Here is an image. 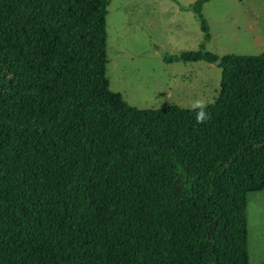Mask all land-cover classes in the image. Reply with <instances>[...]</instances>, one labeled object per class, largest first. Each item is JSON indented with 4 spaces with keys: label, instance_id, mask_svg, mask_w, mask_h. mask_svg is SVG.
<instances>
[{
    "label": "trees",
    "instance_id": "1",
    "mask_svg": "<svg viewBox=\"0 0 264 264\" xmlns=\"http://www.w3.org/2000/svg\"><path fill=\"white\" fill-rule=\"evenodd\" d=\"M111 1L0 0V264H250L264 53L208 52L198 0L200 49L165 62L217 64L216 101L132 107L106 76Z\"/></svg>",
    "mask_w": 264,
    "mask_h": 264
},
{
    "label": "rangeland",
    "instance_id": "2",
    "mask_svg": "<svg viewBox=\"0 0 264 264\" xmlns=\"http://www.w3.org/2000/svg\"><path fill=\"white\" fill-rule=\"evenodd\" d=\"M198 0H112L107 17L110 89L138 109L200 108L216 101L222 69L205 61L166 63L200 49L204 33L192 10ZM206 50L226 55L264 53V0H209ZM250 264L264 263V191L248 199Z\"/></svg>",
    "mask_w": 264,
    "mask_h": 264
},
{
    "label": "clouds",
    "instance_id": "3",
    "mask_svg": "<svg viewBox=\"0 0 264 264\" xmlns=\"http://www.w3.org/2000/svg\"><path fill=\"white\" fill-rule=\"evenodd\" d=\"M206 118V113L204 111H200L197 113V121L202 122Z\"/></svg>",
    "mask_w": 264,
    "mask_h": 264
}]
</instances>
